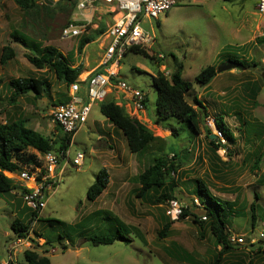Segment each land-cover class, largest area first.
<instances>
[{
  "label": "rangeland",
  "instance_id": "374dc122",
  "mask_svg": "<svg viewBox=\"0 0 264 264\" xmlns=\"http://www.w3.org/2000/svg\"><path fill=\"white\" fill-rule=\"evenodd\" d=\"M176 1L166 14L151 21L152 26L147 21L142 23L153 35L148 55L127 52L119 70L129 85L145 92L148 128L157 138L145 150L131 153L122 132L95 103L71 145V159L77 152L84 154L82 165L76 168L70 163L65 167L62 181L48 192L46 206L37 212L38 220L28 224L25 238L30 248L26 244L17 249V260L12 264H24L26 249L48 256L50 264H212L219 247L204 225L195 223L191 215L171 220L165 214L170 198L157 203V195L148 199L135 195L137 177L153 157L172 158L174 152L178 153L174 196L189 211L204 214L191 206L199 179L213 196L234 204L237 212L230 215V235L247 240L264 228V15L256 10L257 0ZM35 3L25 12L13 0H0V55L3 47L13 51V56L0 64V124L21 119L27 127L53 140L57 131L51 112L59 101L68 99V88L49 68H36L25 55L34 54L32 47L53 46L69 65L82 67V78L101 59L104 37L100 34L81 53L77 52L79 41L97 29L105 30L112 16L101 7L96 15H89L99 23L97 29L90 25L78 37L62 38L61 29L69 21V13L56 9L52 0ZM229 56L243 62V68L235 66L216 73L207 86L195 81L203 67H218ZM177 64L182 65V78L192 84L191 94L206 106V124L212 137L205 132L193 134L182 123L169 127L154 123L156 91L151 76L158 71L168 76ZM24 77L44 79L47 86L38 94L30 91L11 100L8 82ZM219 115L234 141L222 136L224 146L216 150L210 141L216 143L220 138L214 124ZM20 154L38 156L33 148ZM102 168L107 170L109 193L104 190L95 201H89L87 189ZM3 174L11 176L6 171ZM29 217L20 191L0 193V259L6 255V243L15 239L13 220L28 223ZM166 223L170 226L165 236H160L158 231ZM116 228L129 238L128 242L116 239L111 244L95 245L87 240L94 234L113 235ZM46 238L51 243H45ZM263 245L260 241L253 246L234 245L222 264H264Z\"/></svg>",
  "mask_w": 264,
  "mask_h": 264
},
{
  "label": "trees",
  "instance_id": "16d2710c",
  "mask_svg": "<svg viewBox=\"0 0 264 264\" xmlns=\"http://www.w3.org/2000/svg\"><path fill=\"white\" fill-rule=\"evenodd\" d=\"M23 11L27 12L32 7L36 6V0H13ZM58 10L67 11L71 16L74 9L75 0H60L57 3ZM68 20L64 23V25ZM63 25V26H64ZM104 29H97L93 34L86 35L80 39L77 46V52L81 53L85 45L93 41ZM15 39L18 37L13 35ZM24 43V41L22 40ZM25 44V43H24ZM34 54H26V58L36 68H49L55 75L56 79L68 86L78 80L82 73V67L71 66L68 64L64 54L54 48L53 46H44L41 49L33 48ZM148 50L145 48L133 47L129 52L143 54L147 56ZM13 56V51L7 47H3L0 55V64L6 63ZM226 61L232 62L236 68L241 69L244 63L234 57H227ZM216 68L214 65H206L195 76V81L201 86H207L216 75ZM152 84L156 91L155 101V119L154 123L160 126H170L172 123L185 124L193 134L206 133L210 137L211 130L206 124L208 112L206 106L200 99L191 94L192 84L182 78V65L177 64L170 75L166 76L162 72H157L151 76ZM82 86L84 81H79ZM47 86L44 79L34 77L13 78L8 82V87L12 92L11 100L21 94H26L30 91L38 94L40 90ZM68 100V99H67ZM65 101H59L62 104ZM147 98L145 99V102ZM101 114L117 129H119L125 137L127 147L131 153H138L145 150L149 144L157 137L149 130L148 125L144 122L137 121L131 118L123 107L117 105L112 99H105L99 104ZM214 124L218 132L222 134L225 140L234 141L233 137L226 127L222 116L219 115L214 118ZM57 131L54 134V139L49 140L38 131H35L25 125L24 120L18 119L11 122L0 124V193L8 194L12 190H18L19 186L13 179L6 177L3 172H17L24 167H29L30 164L39 165V159L33 154H23L20 152L33 148L40 153L48 151L60 152L67 147L70 136L61 132L58 126H55ZM172 133L173 127L169 128ZM174 134H177L176 132ZM214 149H218L222 145L220 139H212L210 141ZM228 149V147H224ZM178 153L174 152L172 158L164 155L154 156L151 163L138 175L139 187L136 190V197L148 199L153 195H157L156 201L160 203L168 198H176L174 196V174L177 172L174 160ZM109 182L107 170L100 169L95 176V180L88 187L86 198L89 201H95L103 190L107 187ZM194 194L200 202L199 210L204 212L207 219L202 221L200 216L189 211V208L183 207L180 219L188 215L193 217V221L200 226L207 228L216 245L219 247L212 264H222L224 257L234 249L233 243L230 242V231L228 229L230 222V215L237 212L232 202L221 200L213 196L207 186L202 180H196ZM256 199H258V196ZM221 200V201H220ZM153 203L154 201L151 200ZM155 201V202H156ZM25 206V205H24ZM193 206V203L192 205ZM26 207V206H25ZM27 208V207H26ZM28 209V208H27ZM29 210V209H28ZM252 213V221L255 219V202L250 205ZM28 223L23 222L19 218H15L11 223V229L14 234L19 237H25L29 229L28 224L38 216L36 211H30ZM108 211H98L97 213L106 214ZM237 214V213H236ZM116 219V218H114ZM118 220V219H116ZM59 222V221H58ZM169 223L163 225L162 229L158 231L160 236H165L169 228ZM204 228V227H203ZM39 237V236H38ZM129 241V238L124 237L119 228H116L113 235H90L87 237L91 243L97 244H111L114 240ZM45 243H51L49 238H46ZM260 250V248H257ZM262 249V248H261ZM264 250V249H263ZM24 264H50L48 256L39 255L35 250L26 249L23 252ZM251 264V263H250Z\"/></svg>",
  "mask_w": 264,
  "mask_h": 264
},
{
  "label": "built area",
  "instance_id": "2783aa9c",
  "mask_svg": "<svg viewBox=\"0 0 264 264\" xmlns=\"http://www.w3.org/2000/svg\"><path fill=\"white\" fill-rule=\"evenodd\" d=\"M60 0H52L55 4ZM176 0H75L74 9L69 21L61 29L62 38H75L87 32V27L98 28L99 23L93 22L89 15L103 7L111 15V23L101 33L104 42L101 44L102 56L99 64L89 71L79 81L68 86V100L55 106L51 112V120L61 132L70 136L67 147L60 152L48 151L40 153L33 149L40 164H31L17 172H7L9 178L19 186L18 191L23 204L30 211H42L46 206L48 192L53 190L62 181L63 171L68 164L79 168L84 159L81 152L75 153L71 159L70 150L75 134L86 124L92 107L113 95L115 103L124 108L133 119L144 122L149 126L147 118L145 92L132 87L120 77V63L122 57L133 47L145 48L149 51L153 42L152 33L143 26V18L158 20L160 15L166 14L175 4ZM256 10L264 15V0H257ZM100 19V17H99ZM162 58V54L158 55ZM82 89V91H81ZM218 136L222 142V134ZM15 179V180H14ZM192 203L198 209L201 206L197 197H192ZM183 207L178 199L172 198L167 202L165 214L171 220L179 219ZM202 221L207 219L202 213ZM38 216L33 219V223ZM17 235V234H16ZM229 240L234 245H254L257 241L264 243V228L258 230L255 237L249 239L232 234ZM30 248L25 237L18 235L8 244L4 259L0 264H11L14 252L26 245ZM264 248V245H263Z\"/></svg>",
  "mask_w": 264,
  "mask_h": 264
},
{
  "label": "crops",
  "instance_id": "0c3cea01",
  "mask_svg": "<svg viewBox=\"0 0 264 264\" xmlns=\"http://www.w3.org/2000/svg\"><path fill=\"white\" fill-rule=\"evenodd\" d=\"M145 21H147V23H149V25H151V21L152 20H150V19H146V18H143V20H142V23L143 22H145ZM152 26V25H151ZM85 48V47H84ZM84 48H83V50H84ZM100 48H101V44H100ZM102 50V49H101ZM101 56H102V52H101ZM101 61V59L99 60V62ZM99 62L92 68V69H94L98 64H99ZM91 69V70H92ZM90 70V71H91ZM83 78V77H82ZM81 91H82V89H81ZM109 183H108V185H107V187L103 190L104 191V193H107L108 192V189H109ZM103 193V192H102ZM103 193V194H104ZM109 193V192H108ZM113 192L112 191H110V194H112ZM101 195V194H100ZM33 221V220H32ZM17 235L15 234V237H16ZM13 239H11V241H12ZM11 241L9 242V243H11ZM8 242L6 243V250H7V246H8V244H9ZM15 253V252H14ZM17 253V252H16ZM4 258H5V256H4ZM4 258H1V259H4ZM0 259V260H1ZM12 259H13V261L11 262V264L13 263V262H15L17 259H16V257H14V255H13V257H12Z\"/></svg>",
  "mask_w": 264,
  "mask_h": 264
},
{
  "label": "water",
  "instance_id": "95a60500",
  "mask_svg": "<svg viewBox=\"0 0 264 264\" xmlns=\"http://www.w3.org/2000/svg\"><path fill=\"white\" fill-rule=\"evenodd\" d=\"M234 67H235V65L232 62H230V61H224L223 63H221L220 66H218L216 68V72L217 73H220V72H223V71H226V70H230V69H232ZM210 137H212V135H210Z\"/></svg>",
  "mask_w": 264,
  "mask_h": 264
},
{
  "label": "clouds",
  "instance_id": "9594fccd",
  "mask_svg": "<svg viewBox=\"0 0 264 264\" xmlns=\"http://www.w3.org/2000/svg\"><path fill=\"white\" fill-rule=\"evenodd\" d=\"M80 76V75H79ZM100 104V103H99ZM7 172V171H6ZM234 245V244H233ZM253 246V245H252Z\"/></svg>",
  "mask_w": 264,
  "mask_h": 264
}]
</instances>
